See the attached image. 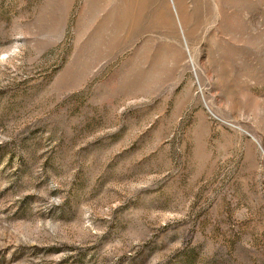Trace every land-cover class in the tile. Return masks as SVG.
<instances>
[{
    "label": "rangeland",
    "instance_id": "374dc122",
    "mask_svg": "<svg viewBox=\"0 0 264 264\" xmlns=\"http://www.w3.org/2000/svg\"><path fill=\"white\" fill-rule=\"evenodd\" d=\"M0 264H264V0H0Z\"/></svg>",
    "mask_w": 264,
    "mask_h": 264
}]
</instances>
